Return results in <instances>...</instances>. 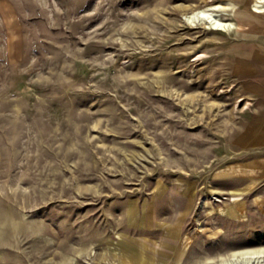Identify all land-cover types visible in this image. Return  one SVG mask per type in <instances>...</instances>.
<instances>
[{
    "label": "rangeland",
    "instance_id": "1",
    "mask_svg": "<svg viewBox=\"0 0 264 264\" xmlns=\"http://www.w3.org/2000/svg\"><path fill=\"white\" fill-rule=\"evenodd\" d=\"M261 6L0 0V264H264Z\"/></svg>",
    "mask_w": 264,
    "mask_h": 264
},
{
    "label": "bare ground",
    "instance_id": "2",
    "mask_svg": "<svg viewBox=\"0 0 264 264\" xmlns=\"http://www.w3.org/2000/svg\"><path fill=\"white\" fill-rule=\"evenodd\" d=\"M254 11L260 14L264 10L262 9V6H261L258 8L256 7V9H254ZM190 18H191V21H194L195 19H197L199 21H201V20L206 21L210 24V26H212V28H216V29H225L227 27V24L222 23L215 18V14H213L212 12H206L204 9H200V10L194 12V14L192 16H189V19Z\"/></svg>",
    "mask_w": 264,
    "mask_h": 264
}]
</instances>
